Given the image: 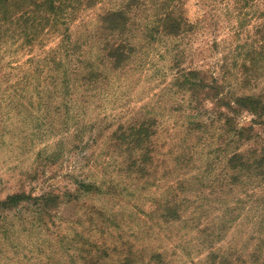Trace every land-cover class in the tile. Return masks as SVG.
I'll list each match as a JSON object with an SVG mask.
<instances>
[{"label":"rangeland","instance_id":"1","mask_svg":"<svg viewBox=\"0 0 264 264\" xmlns=\"http://www.w3.org/2000/svg\"><path fill=\"white\" fill-rule=\"evenodd\" d=\"M18 1L4 6L16 12ZM180 1L192 32L150 45L138 34L142 47L104 71L88 103L82 91L65 97L62 78L68 66L75 81L80 58L94 65L99 17L120 0L82 5L65 21L69 56L62 29L46 27L33 44L2 37L0 264H264V115L238 114L239 126L252 127L238 144L218 115L224 104L191 98L176 76L198 70L230 98L264 102V0L240 2L248 15L238 34L241 18L224 14L235 0ZM72 100L82 140L72 121L63 127ZM129 118L148 122L152 144L141 153L118 140Z\"/></svg>","mask_w":264,"mask_h":264},{"label":"trees","instance_id":"2","mask_svg":"<svg viewBox=\"0 0 264 264\" xmlns=\"http://www.w3.org/2000/svg\"><path fill=\"white\" fill-rule=\"evenodd\" d=\"M6 1L0 0V42L5 35L9 38L17 35L26 41V44H33L38 37V33L46 27L53 31L62 29V41H65L63 46L66 55L69 56L75 50L70 43V30L65 21L69 18L72 20L77 9L82 5L92 6L96 0H19L16 12L8 10L10 8L4 6ZM217 1L210 0L214 7L217 6ZM241 1L235 0L239 4L237 8L234 6L231 8L229 3H225L224 14L227 17L235 16L238 19L248 15V13H243L244 6L240 4ZM244 23L243 18L237 20V26H234L236 34L244 28ZM194 27L184 17L180 0H120L117 8L107 10L101 14L94 30L93 37L97 43H100L98 46H101L97 58L95 57V60L91 62L95 66L88 67L87 62L89 59L80 58L79 65L81 64V67L76 66L73 69L76 82L73 76H70L71 72L70 74L68 72L69 67L67 66L68 69H65L64 76L66 77L62 78L65 85V97H70L76 91H82L83 93L80 95L82 103H88V92L100 87L102 80L106 77L104 71L110 74L113 72L111 69H117L128 61L129 56L135 53V48L138 45L142 47L141 44L134 43L138 34H141V37H144L146 43L150 45L162 37L182 39L188 33H191ZM70 50L73 53H69ZM201 53L203 54V52ZM257 59V56L251 57L252 64ZM82 65L85 68L83 72L81 71ZM177 70L176 76H180L179 79L181 80L179 81H181L182 88L186 87L191 94V98L199 99L202 96L204 100H211L217 107L222 103L224 104L227 111L224 113L219 112L218 115L224 117V125L222 126H224L225 131L228 134H235L234 142L239 144L252 138L250 134H246L247 131L251 132L252 127L239 126L236 117H239L238 114L245 112L257 115V120H260V117L264 115V102L261 99L254 100L237 95L230 98L231 95L224 91L217 80L207 81L200 77L201 71L178 68ZM241 83L242 81L238 84L239 88H242ZM9 100L13 103V97L10 96ZM73 101L75 100L64 105L68 115H65L64 121L62 119L63 127L68 128L67 121H72L75 138L82 140L85 128H79V126L85 125L77 120L80 118L79 111L70 114L72 109L73 112L79 106ZM28 104L31 106L30 102ZM10 106L18 107L21 106V103ZM252 121L255 123V119ZM125 122L129 123V128L126 131L123 129V124L119 126L122 133H120L118 140L122 143L121 145L134 144L132 146L137 147V152L141 153L145 150L144 142L147 143L149 139L150 145L152 144L148 132L144 129L149 128L148 122L142 121L139 124H134V119L130 118ZM51 125L53 124L51 123ZM152 133L154 134V132ZM153 134L150 135L153 136ZM61 151L59 154L63 155V150ZM59 154L47 156L46 161L54 162ZM239 157L235 155V159L231 160L233 165L234 162L237 163ZM239 165L243 166V163L239 162ZM81 187L88 188L85 184Z\"/></svg>","mask_w":264,"mask_h":264}]
</instances>
